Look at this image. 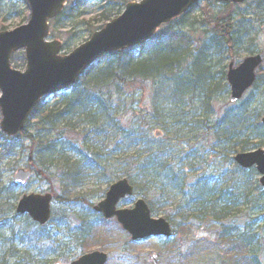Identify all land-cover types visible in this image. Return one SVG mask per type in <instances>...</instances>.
I'll return each instance as SVG.
<instances>
[{
    "label": "trees",
    "instance_id": "trees-1",
    "mask_svg": "<svg viewBox=\"0 0 264 264\" xmlns=\"http://www.w3.org/2000/svg\"><path fill=\"white\" fill-rule=\"evenodd\" d=\"M235 8L236 6L232 4H222V9L216 15L211 16L209 25H212V37L207 39L204 36L203 39L206 44H210L208 50L198 51V49L191 48V39L193 42L199 41L193 35L200 37L203 36L202 32L191 33L192 36L189 38L188 35H185L186 33L172 28V24L175 22L173 21L159 29L137 56L128 52H119L108 56L116 57V61L113 63L105 61L89 68L68 92L54 97L52 104L43 101L37 105L19 135L11 139L0 133V162L12 157L19 147L22 148L24 143H27L28 163L31 164L33 173L46 178L58 171L57 175L60 177L65 191L69 188L82 186V181L88 178L90 173H94L93 176L99 177L101 182L107 186L115 180L125 178L133 186V191L145 199L149 198L153 191L163 195L162 198L166 194L165 202H170V198L174 201L175 197L181 199V204H175L171 208L172 212L165 215L166 220L172 226L173 235H178L181 238L186 237L185 226L187 227V224L192 221L209 220L220 224L224 229V223L230 215V210L228 208L229 201L222 199V189L215 191L210 187V183L204 180L196 181L194 185H190L187 177L192 172L191 156L187 153L184 160L177 161L173 157V151L179 146L182 148L188 146L191 150L196 146L197 133L200 131L210 132L213 129V125L210 123V118L213 115L210 111V102L213 100L214 89L220 86L222 89L226 88L225 83L221 85L226 82V70L225 66H222L216 76H213L206 55L214 45L217 48H223L222 50L226 52L227 56H230L234 46L241 44L245 33L241 32L238 23L242 25L245 15L243 12L239 13V20L234 21L233 10ZM256 8L257 6L252 11L256 12ZM190 11L179 18L184 19ZM63 12L62 14H64ZM101 17H104V13ZM218 79L221 82H218ZM148 81L152 83L151 91L155 97L153 111L148 116L149 120L145 119L148 122V128L146 131L130 129V132L124 135L125 132L119 126L118 117H116L119 112L124 110L122 108L125 101L123 91L127 87L141 86ZM210 85H213L212 89L209 88ZM209 89L213 94L207 96L205 93H208ZM112 94L119 98L114 106L111 105ZM193 100H196L200 115H196L194 112L193 116H189L184 111L193 104ZM171 105H174V108L177 106L176 109H171V112L167 108L160 107ZM229 117L235 119V117H240V113L227 114L221 120L222 125L216 124L225 126L224 129L220 128L221 133H224L223 136L227 138L224 146L229 145V149H227L229 154L236 153L238 148L239 151H245L250 145L248 146L246 142L236 141L242 138L241 135L237 134V138L232 136L230 125L226 123ZM155 128L161 131L159 132L160 140L163 136H167V139L158 141L152 137L151 131ZM65 129L72 130V132L80 130L81 135L84 136L81 147L83 149L85 147V152L75 148L74 145L69 146L67 142L61 141ZM34 130L37 131L36 135ZM42 132H46V134L40 137ZM55 132L57 138L49 137L50 133ZM156 132L158 131L156 130ZM123 139L129 140L130 144L126 147L125 152L120 153L119 157H124V159H120L118 164L110 160L118 154L112 150L109 153L106 151L93 152L94 155L90 157L87 145L89 140L92 141V145L96 140L104 145L105 142L109 144V141L115 144L117 141L123 142ZM121 145V143L115 145L117 152L120 147H123ZM213 148L211 150L216 151L217 148ZM71 152L80 157L75 165H72L73 163L70 165L69 159L66 157L67 153ZM110 161L112 163L108 169L114 171L109 173L105 166ZM81 164L85 166L82 169L79 168ZM114 165L116 168H113ZM13 192L14 186L12 185L0 188V240L8 235V239L12 243L8 249V255L15 260V264H20L24 260L29 264L32 262L25 258L29 254L28 245L49 241L51 237L46 234L48 228L37 227L29 217L15 216L16 197L13 196ZM58 200L66 201L60 198ZM147 203L150 211L156 212L155 204L152 201ZM6 217H9L11 221L18 219L23 224L24 230L16 231L12 224L6 227L9 223ZM52 223L53 220L50 224ZM96 223L101 234L107 231L113 232V230L115 234H124L117 223L113 221L106 222L101 218ZM96 226L86 227V229L82 226L83 232L79 239V246L83 251L92 249L96 237ZM5 227L6 229H4ZM97 238L102 239V236L98 234ZM219 239L222 245L229 247V252L219 255V251L216 250V254L211 256L210 262L237 264L236 262L239 261L241 264H264V257L261 258L260 254L262 251L261 242H258L254 236H248L244 232L236 234L230 229L228 232H222ZM17 243L26 247V251H17L14 248V244ZM124 243L128 247L131 245L127 240ZM215 246L218 247V244L211 242L206 244L205 242L203 247L209 249ZM235 248L242 252L237 253ZM173 251L175 252V250ZM171 252L172 249L167 250L171 256L169 259L171 264H178L188 259V256H182L179 250L174 254ZM231 254L238 255L237 260ZM4 261L0 259V264H5Z\"/></svg>",
    "mask_w": 264,
    "mask_h": 264
},
{
    "label": "rangeland",
    "instance_id": "rangeland-1",
    "mask_svg": "<svg viewBox=\"0 0 264 264\" xmlns=\"http://www.w3.org/2000/svg\"><path fill=\"white\" fill-rule=\"evenodd\" d=\"M25 1L26 0H0V31H12L18 28L19 25H26L28 23L30 15ZM141 1L142 0H70L65 7L64 14H62L60 18L49 23L50 36L46 41H59L62 45L60 55H67L71 53L73 49L83 45V43L91 37L93 32L101 30L107 23L120 16L124 12V6L127 3L134 4ZM255 6H257L256 12H253L252 9ZM221 9L222 4H217L210 0L199 2L194 5L184 19H177V21L172 24V28L174 27L177 31H182L184 34L186 33L185 35H188L189 38L192 36L191 33L197 31L202 32L203 36L199 37L193 35V37L199 41L193 42L191 39V48L198 49V51L202 49L208 50V45L210 44H206L203 39L204 36L207 39L212 37V25H209L210 18L216 15ZM241 12L245 15L242 25L238 23L241 32L245 33L241 44L234 46V50L230 56H227L226 52L222 50L223 48H217L214 45L211 46L210 51L206 55V60L212 70L213 76H216V73L220 71L222 66H225L224 68L226 70L229 63H232L233 67H236L240 65L246 57H251L256 54L264 56V0H246L241 6H236L233 10L234 21L239 18L238 14ZM103 13L104 17L102 18L101 16ZM134 52L135 53L132 54L133 56H137V53H140L138 48ZM105 61L113 63L116 61V57H107L104 60L98 61L95 65ZM25 64L24 52L22 50L11 56L10 65L12 69L19 72L24 71L26 69ZM261 68L262 71L259 74L260 76H257V80L251 90L246 92L239 102L235 104L228 101L230 90L226 82L221 84L224 85L225 83L226 88L222 89V86H220L214 89L215 92L212 90L214 92V94L212 93L213 100L208 102L211 103L210 111L213 113L210 118L213 129L210 132L200 131L197 133L198 140L196 146L191 148V150L188 146H183V148L179 146L174 150L175 152L173 151V157H175L177 161L184 160L185 155L187 153L190 154L192 159V162L190 161L192 172L189 173L187 177L190 185H194L196 181L204 180L210 183V187L215 191H217V189H222V199L231 200L228 207L230 215L224 223V229L220 224H216L209 220L192 221V223L187 224L188 228L185 226V231H187L186 237L180 238V236L177 235L169 241L170 243L178 244V248L181 252L187 251L191 242H196V244L200 243L197 247L199 255L192 261L193 264H217L215 261L210 262V259H212L211 256L216 254V250L219 251V255H225V253L229 252V247L222 245L218 237L222 232H228L230 229L236 234L244 232L248 236L252 235L257 238L258 242H261V258L264 257V189L258 184L260 175H258L254 169L241 171L235 167L233 158L241 151H239L240 149L238 148L236 153H228L227 149H229V145L227 144L224 146L227 138L223 136L224 133H221L220 130V128L224 129L225 126H217L218 124H223L221 120L227 114L240 113V117H235V119L229 117L228 121H225L230 125L232 136L236 137L237 134L241 135L243 139L241 138L236 141L246 142L248 146L250 145L244 153L257 150L258 148L264 150V128L260 124V119L264 116V60ZM217 81L221 82L220 79ZM151 85L152 83L148 81L141 86L138 85L133 88L127 87L123 91L125 101L122 108H124V110L115 115L118 117L119 126L122 127L125 132L124 135L128 134L130 129H141L142 131H146L148 128V122H146L145 119L149 120L148 116L153 111V104L155 101V97H153L154 95L151 91ZM212 86L213 85H210L209 88L212 89ZM210 89L208 93H205L207 96L212 95ZM111 96V105L114 106L117 104L119 98L113 94ZM196 100H193V104L184 110L189 116H193L195 113L196 115H200L198 105L195 103ZM53 101L54 99L49 97L44 98V102L52 104ZM160 107L167 108L170 112L171 109L177 108V106L174 108V105ZM143 117L145 118L143 119ZM257 125L260 126L257 127ZM79 127L81 128L80 125ZM155 129L151 131L152 137L158 141L167 139V136H163L160 140L161 134L159 132L161 131L160 129H156L158 131L156 132ZM34 134L36 135L37 131L34 130ZM44 134H46V132L40 133V137L44 136ZM49 137H53L54 139L55 137L57 138L56 132L50 133ZM83 138L84 136L81 135L80 130L72 132V130L65 129L61 141L67 142L69 146L74 145L75 148L85 152V147L84 149L81 147ZM234 141L232 142L234 143ZM16 143L20 144L18 141H16ZM119 143H121L123 147H120L119 152H117L115 145ZM92 144V141L89 140L87 145L90 150V157L94 155L93 152L98 153L100 151H106L109 153V151L112 150L118 154H116L113 159L110 158V160L118 164L120 159H124V157H119L120 153L123 151L125 152L130 142L127 139H123V142L117 141L115 144L109 141V144L105 142L104 145H102L100 141L96 140L94 145ZM213 147L217 148L214 152L211 150ZM222 152L223 155H221ZM28 154V144L24 143V147H19L12 157L0 162V188L12 185V179L17 170H29L33 174L32 179L25 184V187H15L13 196L16 197L17 202L23 195L47 193L52 195L51 216L55 224H50L46 231V234H48L51 239L39 243H30L28 245L29 254L25 258L27 261L30 259L32 263L29 264H71L72 261L80 258L82 254H84L79 246L82 226L86 228L87 226L98 225L96 222L101 217L95 214L92 208L105 197L110 185H104L99 177L96 178L93 176L94 173H90L88 178L82 181V186L79 188H69L65 191L63 189V183L57 175L58 171L46 178L35 175L31 169V164L28 163ZM199 155L202 157L200 158ZM66 157L69 159L68 162L70 165L72 163V165H75L80 159L78 155L72 152L67 153ZM111 161L105 166L109 173L114 171L113 169H108L112 163ZM84 167L85 166L81 164L79 168L82 169ZM113 168H116L115 165ZM162 197L163 195L154 191L147 199L134 193L131 198L122 200L118 207L120 209L132 208L137 199L148 200L155 204L154 210L156 212H152L151 217L153 219L164 218L168 212H172L171 208H173L175 204L180 203L181 199L175 197V200L172 201L169 197L171 201L165 202L166 200L164 198H167V195L165 194L164 198ZM58 198L61 200L65 199L66 201H60ZM16 202L14 203L16 204ZM6 218L9 222L6 227L12 224L14 228H16V231L24 230L23 224L19 222L18 219L11 221L9 217ZM6 227L4 229H6ZM96 230L94 245L89 252L96 250L105 253L108 256L106 264H150L149 259L152 255L158 256L159 264H170L168 263V253L164 248L165 241L162 239H149L128 247L124 243L125 238H123L122 235L115 234L114 230L113 232L107 231L102 234L99 232L102 239L97 238L98 227ZM32 231L35 232L34 230ZM201 241L207 242L206 244H208L209 241L211 243H217L218 247L215 246L209 249L204 248L205 242L203 244ZM112 242L113 244H111ZM11 245L12 243L8 239V235L0 240V259L5 260V264H15V260L8 255V249ZM14 248L21 252L27 249L18 243L14 244ZM102 250H107L110 254ZM235 251L237 253L242 252L236 250V248ZM232 256L237 260L238 255L233 254ZM236 263L241 264L239 261ZM20 264H27V262L24 260L21 261ZM178 264L185 263L179 262Z\"/></svg>",
    "mask_w": 264,
    "mask_h": 264
},
{
    "label": "water",
    "instance_id": "water-1",
    "mask_svg": "<svg viewBox=\"0 0 264 264\" xmlns=\"http://www.w3.org/2000/svg\"><path fill=\"white\" fill-rule=\"evenodd\" d=\"M65 0H26L30 18L26 25L12 31L0 32V132L13 138L23 131L26 120L33 113L43 96L53 97L70 88L76 79L88 67L105 55L147 43L157 28L177 19L191 6L206 0H142L140 3L126 4L124 13L106 24L68 55L59 56V41L47 42L51 19L60 15ZM217 3L240 5L244 0H213ZM24 50L26 70L19 72L10 67L12 54ZM264 60L257 55L246 58L237 68L228 67L226 80L229 84L232 103L239 100L254 84L255 74ZM264 125V118L261 120ZM235 165L248 169L256 167L262 177L260 185L264 187V152L240 153L234 158ZM13 185L25 186L31 174L19 169L14 174ZM132 195V189L126 180L113 184L105 199L94 207L107 220L116 219L131 240L149 237H169V224L163 219H151L150 211L144 201L137 200L133 209L117 210L116 205L126 196ZM52 196L26 195L16 204L15 213L27 215L39 225L45 227L50 221ZM107 256L98 252L84 255L72 264H104ZM155 257L152 262L155 264Z\"/></svg>",
    "mask_w": 264,
    "mask_h": 264
}]
</instances>
